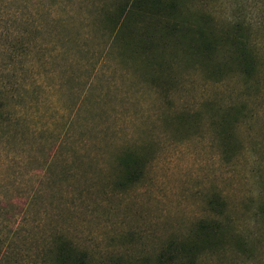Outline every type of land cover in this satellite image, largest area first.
<instances>
[{
	"label": "rangeland",
	"instance_id": "rangeland-1",
	"mask_svg": "<svg viewBox=\"0 0 264 264\" xmlns=\"http://www.w3.org/2000/svg\"><path fill=\"white\" fill-rule=\"evenodd\" d=\"M120 1L0 0L35 45L0 70L1 211L34 264H264V0H177L180 24L111 39Z\"/></svg>",
	"mask_w": 264,
	"mask_h": 264
},
{
	"label": "trees",
	"instance_id": "trees-1",
	"mask_svg": "<svg viewBox=\"0 0 264 264\" xmlns=\"http://www.w3.org/2000/svg\"><path fill=\"white\" fill-rule=\"evenodd\" d=\"M179 5L177 0H121L115 4L114 8L108 13L110 38L120 39L124 32L130 31V25L135 22L144 23L152 17H157L161 21L173 22L176 20ZM30 22V23H29ZM21 23L26 25L25 30L20 33H14L11 26L7 24L0 31V56L3 57L4 65L0 70L5 71L9 69V63L15 61L21 50L25 54L33 52L35 45L32 46L33 39L28 36V25L34 26V23L29 18L21 16ZM180 24V23H178ZM184 25V23H182ZM27 34V36H25ZM22 36V37H21ZM5 58V60H4ZM8 58V61L6 59ZM0 75L1 77L8 76ZM0 77V123L12 120V114L5 109L8 105V91L5 85L3 86L2 78ZM121 163L126 167V171L121 175L118 181L119 186L127 187L134 183L144 173V159L134 153L128 152L123 157H120ZM1 205V204H0ZM14 206V207H13ZM2 207V205H1ZM12 213L5 216V210L0 208V264H34L26 251L23 249L16 236L14 221L17 217L16 205H12ZM5 209V208H4ZM217 227L213 225H205V221L199 223L197 235L201 241H210L206 235L216 236ZM74 242V241H73ZM75 244V242H74ZM244 244V242H243ZM75 259L82 264L86 261L87 254L85 251H78L74 245Z\"/></svg>",
	"mask_w": 264,
	"mask_h": 264
}]
</instances>
